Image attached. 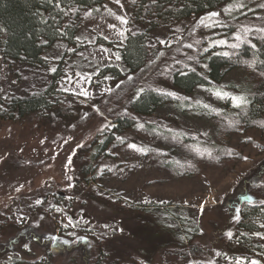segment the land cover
I'll use <instances>...</instances> for the list:
<instances>
[{"label": "rangeland", "instance_id": "374dc122", "mask_svg": "<svg viewBox=\"0 0 264 264\" xmlns=\"http://www.w3.org/2000/svg\"><path fill=\"white\" fill-rule=\"evenodd\" d=\"M135 1L62 8L59 36L52 42L42 39L40 65L7 59L0 47L2 106L12 98L46 95L55 110L73 112L61 116L40 110L0 120V264H185L176 252L194 244L204 250L194 264H264V239L256 235H264L260 131H237L227 121L229 132L218 122L164 104L144 120L157 131L140 121L118 134L109 116L117 102L108 70H128L122 47L129 35L143 33L151 49L172 51L160 53L155 77L142 85L168 88L177 45L197 51L232 45L237 36L264 28L259 7L264 0H234L217 9V16L169 23L139 18ZM233 4L245 7L226 12ZM233 14L240 18L239 30L230 39L221 21ZM151 21H157L154 27ZM192 47L187 57L194 56ZM243 78L231 71L218 86H197L192 99L216 113L236 107L214 93L246 97L238 92ZM177 134L209 136L219 143V152ZM93 138L99 144L94 164L81 179L79 150ZM254 203L260 205L258 213L237 226L240 208Z\"/></svg>", "mask_w": 264, "mask_h": 264}, {"label": "trees", "instance_id": "16d2710c", "mask_svg": "<svg viewBox=\"0 0 264 264\" xmlns=\"http://www.w3.org/2000/svg\"><path fill=\"white\" fill-rule=\"evenodd\" d=\"M104 1L0 0V47L4 57L22 60L31 65L42 64L44 60L42 39L52 42L59 36L57 26L62 8L71 4L79 7L99 5ZM232 1L234 0H136L133 11L135 10V14L139 18L152 17L159 22L169 23L190 17L210 16L211 13ZM239 21L240 18L234 14L226 16L221 21L223 34L231 39V35L239 30ZM156 22L151 21V27H154ZM69 33L73 35V30ZM232 45H238V47L229 45L223 49L208 51H204L202 48L197 51L196 47H192V51H197L193 52L192 59L186 55L190 51V47H186L183 43L177 45L173 49V56L176 60L174 67L169 72V87H152L142 84L147 78L155 77L154 67L160 60V53L162 55L170 54L172 50L151 49L146 43L143 33L129 35L121 52L128 70L121 72L116 67L108 69L111 72L112 80L116 82H114L116 94L113 96V100H116L117 103L109 112L110 120L115 124L114 130L118 134H122L126 129L135 127L138 122L143 121L146 123V128L157 131L159 128L154 124H147L144 120L151 116L159 106L171 104L183 114L218 122L229 132L233 129L226 126L227 121L233 122L232 125L236 127L234 130L237 131L257 129L264 138V32L259 30L249 32L239 40L236 39ZM224 53H228V55L225 56ZM231 71H237L244 75L242 83L238 86V92L247 97L246 104L241 107L232 106L226 111L216 113L192 99L197 86H218ZM140 89H143V92H140ZM169 92L175 93V96L167 95ZM118 104L119 109L116 107ZM54 106L46 95H26L25 97L12 98L10 103L5 106H2L0 99V120L10 121L16 120L18 117L24 118L40 110L61 116L73 115V112L67 108L66 112H63L60 109L55 110ZM67 110L69 111L67 112ZM221 133L223 132L221 131ZM177 136L189 144L200 145L205 150L211 149L213 153L219 152V143L213 141L209 136L202 137V139L190 138L182 134H177ZM98 145L96 138H93L88 145L79 150L81 179L94 164ZM169 166L175 167V164L170 163ZM173 170L177 169L173 168ZM259 206L257 203L242 206L238 212L237 226H245L248 219L258 213ZM130 211L134 210L130 209ZM3 224H0V229L3 228ZM160 230L163 231L162 228ZM180 244L182 245L184 242L182 241ZM176 253L186 259L185 264H194L200 262L204 250L197 244L182 245ZM132 259L133 257H131Z\"/></svg>", "mask_w": 264, "mask_h": 264}, {"label": "snow or ice", "instance_id": "6c2138e0", "mask_svg": "<svg viewBox=\"0 0 264 264\" xmlns=\"http://www.w3.org/2000/svg\"><path fill=\"white\" fill-rule=\"evenodd\" d=\"M116 3H119V0H116ZM243 7H245V5H243V4H233V5H230L228 8H226L225 11L226 12H230L232 10V8H243ZM259 7L264 8V4L259 5ZM211 15L212 16H217V15H219V13L213 12V13H211ZM118 19H121L122 23H126V21H124L122 18L118 17ZM245 31H248V29H245ZM259 31L264 32V28L259 29ZM121 35H123V33H121ZM237 39L239 40L240 37L237 36ZM220 43L223 44L225 42L224 41H220ZM231 46L232 47H238V45H231ZM188 47H192V46L189 45ZM253 47H255V45H253ZM204 51H208V49L205 48ZM224 55L227 56L228 53H224ZM116 58L119 59L120 57L117 56ZM189 59H192V57H189ZM53 71H55V69H53ZM139 91L143 92V89H140ZM83 94L85 96L88 95L87 92H84ZM214 94L218 98H221V99H224V98L231 99L233 104H234V106H236V107H241V106H243L244 104L247 103L246 97H244V96H229V94L227 92H222V91H216ZM167 95L175 96V93L169 92V93H167ZM203 107L204 108H208L210 106L205 104V105H203ZM213 111H215V109H213ZM139 127H143V125H140ZM117 139H121V138L118 137ZM121 142H123V141L121 140ZM128 147L132 148L134 150H137V151H143V149H139L135 144H129ZM209 155H211V153H209ZM245 159H246V157H245ZM68 179L71 180V177H68ZM37 203H40V201H37ZM256 235L258 237H260L261 239H264V235H262L261 233L257 232ZM228 236L231 237L232 233H228ZM251 264H260V262L257 261V260H253V261H251Z\"/></svg>", "mask_w": 264, "mask_h": 264}]
</instances>
